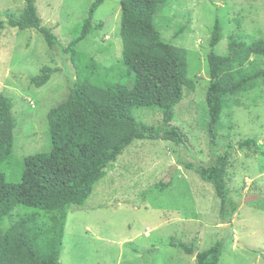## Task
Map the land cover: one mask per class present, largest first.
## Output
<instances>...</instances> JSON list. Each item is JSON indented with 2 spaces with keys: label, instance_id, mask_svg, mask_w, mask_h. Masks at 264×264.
Listing matches in <instances>:
<instances>
[{
  "label": "rangeland",
  "instance_id": "1",
  "mask_svg": "<svg viewBox=\"0 0 264 264\" xmlns=\"http://www.w3.org/2000/svg\"><path fill=\"white\" fill-rule=\"evenodd\" d=\"M93 1L35 0L42 26L59 39L60 46L50 49L36 29L8 25L20 20L25 0H0V100L13 101V123L1 129L8 143L0 141V168L9 182L19 181L17 162L51 150L48 113L68 99L73 75L61 50L74 39L73 30L86 20ZM121 15V0H104L95 28L77 50L107 68L122 62ZM217 18L223 24L219 54H227L229 42L240 35L248 43L264 40V0H168L159 8L155 23L163 38L189 54L195 90L185 89L172 122L187 135V146L144 140L128 147L85 204L70 208L61 264H196L195 254L187 255L179 243H193L200 252L226 237L233 241L219 264H264V86L229 98L220 119L217 142L222 148L236 146L227 179L241 206L231 223L220 219L213 186L179 165L182 153L185 160L211 159L206 96ZM43 67L57 71L37 87L31 79ZM231 69L227 64L219 75ZM135 116L148 125L163 124L156 109H138ZM247 139L256 145L239 149ZM164 181L171 186L153 189Z\"/></svg>",
  "mask_w": 264,
  "mask_h": 264
},
{
  "label": "trees",
  "instance_id": "2",
  "mask_svg": "<svg viewBox=\"0 0 264 264\" xmlns=\"http://www.w3.org/2000/svg\"><path fill=\"white\" fill-rule=\"evenodd\" d=\"M25 1L20 20L11 19L8 25L36 29L50 49L60 46L52 30L42 26L35 0ZM103 2H92L86 20L73 30L74 39L61 50L72 64L73 75L68 77V99L48 113L51 150L17 162L18 182H9L0 168V264H61L70 208L85 204L95 184L107 176L128 147L144 140L187 146V135L172 122L185 89L195 90L189 78L188 50L166 41L155 23L159 8L168 0H121L122 62L109 68L77 50L95 28L94 16ZM222 40L223 24L217 18L210 39L206 96L211 159L185 160L182 153L179 165L213 186L220 201V219L231 223L241 206L227 179L236 146L222 148L217 132L229 98L264 86V40L248 43L237 36L229 42L225 55L216 52ZM227 64L232 69L219 75ZM56 71L43 67L31 81L41 87ZM12 108L11 98L0 100V141L4 144L8 142L1 129L13 123ZM138 109L159 110L163 124L139 121L135 116ZM255 145L253 139H247L237 147L243 150ZM170 186V181H164L153 189L163 192ZM10 220L13 223L6 227ZM232 241L226 237L200 252L193 243L178 246L187 255L197 253L196 264H219Z\"/></svg>",
  "mask_w": 264,
  "mask_h": 264
},
{
  "label": "water",
  "instance_id": "3",
  "mask_svg": "<svg viewBox=\"0 0 264 264\" xmlns=\"http://www.w3.org/2000/svg\"><path fill=\"white\" fill-rule=\"evenodd\" d=\"M195 254H197V253H195Z\"/></svg>",
  "mask_w": 264,
  "mask_h": 264
}]
</instances>
